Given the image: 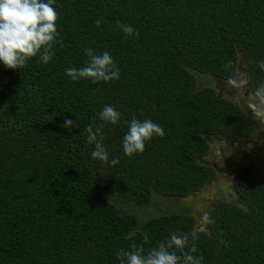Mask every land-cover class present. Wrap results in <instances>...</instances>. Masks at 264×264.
Instances as JSON below:
<instances>
[{
	"label": "trees",
	"instance_id": "trees-1",
	"mask_svg": "<svg viewBox=\"0 0 264 264\" xmlns=\"http://www.w3.org/2000/svg\"><path fill=\"white\" fill-rule=\"evenodd\" d=\"M57 11L63 46L54 45L50 62L0 64V264H119L115 250L128 249L132 230L137 244L148 232L146 250L170 232L197 231L204 264H264V177L249 165L234 177L241 204L214 203L215 223L204 229L186 206L161 204L215 179L204 161L211 138L253 137L255 119L215 86H199L195 71L232 81L244 60L251 88L264 82L254 63L264 59V0H57ZM118 20L139 37L125 38ZM85 47L109 51L120 78L65 75L84 66ZM105 104L122 113L121 122L104 125V142L120 158L114 167L92 160L86 139ZM133 113L165 135L129 157L121 141Z\"/></svg>",
	"mask_w": 264,
	"mask_h": 264
},
{
	"label": "clouds",
	"instance_id": "clouds-1",
	"mask_svg": "<svg viewBox=\"0 0 264 264\" xmlns=\"http://www.w3.org/2000/svg\"><path fill=\"white\" fill-rule=\"evenodd\" d=\"M59 13L57 0H0V64L6 68H23L33 57H37V63L47 64L55 55L54 45L63 46V40L57 28ZM102 19H96L99 27ZM116 27L128 37H139V30L132 24L116 22ZM88 57L83 67H68L64 72L73 82L81 79H90L92 83L109 82L120 78L121 69L114 57L107 50L97 52L92 47L83 49ZM257 68L264 72V59L254 61ZM229 60L225 67H229ZM246 83V81H242ZM255 96L264 99V82H260L255 88ZM101 123L87 126V143L93 148L90 157L103 166H116L119 156H112L105 144V124H117L122 120V113L111 104H105L98 112ZM127 131L124 133L121 144L126 156H133L145 151L146 142L154 136L163 137L165 130L162 125L151 119H140L135 113L130 119L124 120ZM74 120L66 119L64 126L72 129ZM245 141V142H250ZM199 163V161H195ZM240 196V195H239ZM240 198V197H239ZM110 203V200H109ZM207 224H214L215 220L205 213L202 217ZM137 231L132 230L126 234V239L132 241L128 249L115 250L119 264H204L203 255L197 254L196 241L199 233L192 231L182 233L170 232L169 235L155 246L147 250L144 245L149 243L147 231H140L142 243H135ZM219 242L225 246L229 241L222 237Z\"/></svg>",
	"mask_w": 264,
	"mask_h": 264
},
{
	"label": "rangeland",
	"instance_id": "rangeland-1",
	"mask_svg": "<svg viewBox=\"0 0 264 264\" xmlns=\"http://www.w3.org/2000/svg\"><path fill=\"white\" fill-rule=\"evenodd\" d=\"M240 56L244 58L243 53ZM245 67V61L241 60L237 76L232 81L218 78L211 73L195 71L199 86H215L221 94L236 101L249 115L255 119L258 116L257 120L261 121L250 142L237 143L233 140H221L218 137L211 138V150L204 161L214 166L217 175L203 189L190 196L180 197L178 201L175 198L163 197L161 204L167 206V210L181 211L186 206V212L195 217L196 225L201 229L206 227V222L202 219L203 215L208 213L217 201L226 200L241 204L242 200L234 186V177L242 166L249 165L258 177H264V115L256 114L264 112V99L252 95ZM158 209H161L160 206Z\"/></svg>",
	"mask_w": 264,
	"mask_h": 264
},
{
	"label": "flooded vegetation",
	"instance_id": "flooded-vegetation-1",
	"mask_svg": "<svg viewBox=\"0 0 264 264\" xmlns=\"http://www.w3.org/2000/svg\"><path fill=\"white\" fill-rule=\"evenodd\" d=\"M249 83V82H248ZM250 85V84H249ZM250 89H251V91H252V95H255V91L251 88V86H250ZM245 111V110H244ZM246 113H247V111H245ZM248 114V113H247ZM256 114H259V115H264V112L263 113H256ZM252 118H254L255 119V117H253L252 115H250ZM256 116V115H255ZM257 117L258 116H256V119H255V121H256V123H257V127H256V129L257 128H259L260 127V123H261V121H259V120H257ZM256 129L253 131V136L256 134ZM253 139V137L251 138V140ZM237 143H246L245 141H242V142H237Z\"/></svg>",
	"mask_w": 264,
	"mask_h": 264
}]
</instances>
